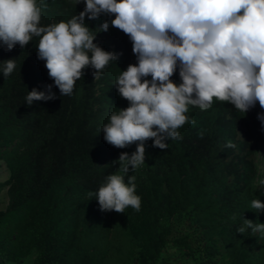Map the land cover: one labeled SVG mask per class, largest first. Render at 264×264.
<instances>
[{
	"label": "trees",
	"instance_id": "1",
	"mask_svg": "<svg viewBox=\"0 0 264 264\" xmlns=\"http://www.w3.org/2000/svg\"><path fill=\"white\" fill-rule=\"evenodd\" d=\"M43 3L41 26L67 22L86 6L85 0ZM114 19L85 18L93 30L109 23L94 43L118 59L98 80L86 66L68 96L38 59V37L12 50L0 42V63L16 59L12 74L0 72V162L9 169L0 181L8 192L0 208V264H264V237L237 231L244 219L264 223V210L250 207L254 199L264 202L259 102L244 113L214 98L207 110L189 107L194 123L182 125L183 138L167 141V149L150 138L145 163L125 175V183L136 177L139 212L101 211L89 196L119 173L112 162L138 143L117 148L101 131L114 111L130 106L114 83L137 57ZM171 79L182 83L179 68ZM49 85L55 99L25 102L28 92L48 93ZM229 141L236 147H226Z\"/></svg>",
	"mask_w": 264,
	"mask_h": 264
},
{
	"label": "clouds",
	"instance_id": "2",
	"mask_svg": "<svg viewBox=\"0 0 264 264\" xmlns=\"http://www.w3.org/2000/svg\"><path fill=\"white\" fill-rule=\"evenodd\" d=\"M86 6L67 22L41 26V0H0V42L8 50L17 44L25 47L34 38L38 59L45 61L49 76L62 96L73 93L91 66L98 80L117 54L94 43L97 32L107 31L109 23L95 30L85 18L115 14L112 26L122 30L133 42L134 64L121 71L115 85L130 106L113 112L102 128L104 139L117 148L137 143L136 151L122 152L113 165L119 173L110 174L98 191L89 196L98 200L101 211L125 213L131 206L141 209L136 192V177L125 175L145 163L146 142L167 149L169 140L182 139L178 129L194 123L186 113L189 107L207 110L214 98L227 101L247 113L259 102L264 108V0H85ZM179 61V63H178ZM179 64V65H178ZM16 68V59L0 63V72L8 77ZM179 68L182 83L171 77ZM151 76V80L146 79ZM142 78L143 82H142ZM33 89L25 102L55 99L50 90ZM264 123V113L258 115ZM228 148H235L229 141ZM251 209L264 210V202L254 199ZM248 229L264 237V223L244 219L237 231Z\"/></svg>",
	"mask_w": 264,
	"mask_h": 264
},
{
	"label": "rangeland",
	"instance_id": "3",
	"mask_svg": "<svg viewBox=\"0 0 264 264\" xmlns=\"http://www.w3.org/2000/svg\"><path fill=\"white\" fill-rule=\"evenodd\" d=\"M9 176V169L4 162H0V181L5 180ZM8 204L7 188L0 189V208Z\"/></svg>",
	"mask_w": 264,
	"mask_h": 264
}]
</instances>
